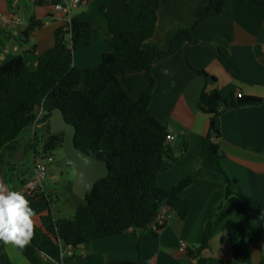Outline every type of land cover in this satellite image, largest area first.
I'll use <instances>...</instances> for the list:
<instances>
[{
    "label": "crops",
    "instance_id": "0c3cea01",
    "mask_svg": "<svg viewBox=\"0 0 264 264\" xmlns=\"http://www.w3.org/2000/svg\"><path fill=\"white\" fill-rule=\"evenodd\" d=\"M110 1L90 0L74 10V16L88 21L93 29L92 43L74 51L75 65L98 66L104 54L114 50L107 43L109 21L101 9ZM209 1L160 0L156 31L144 44L149 49L155 42L168 50L177 24L194 27L191 42L176 41V52L154 63L155 89L150 105L152 115L168 130L170 123L184 130L187 138L183 147L188 145L185 152L183 147L177 149L173 165L159 173L153 193L158 201L164 202L179 182L204 169L184 191V196L193 200L192 208L183 218L163 203L159 212L167 219L158 234L140 233L132 228L120 235L95 240L86 245L90 254L84 264H194L196 259L188 254L183 243L188 248L202 244L213 209L216 215L210 246L202 251L201 264H262L264 260V233L252 229L264 228V103L218 107L221 135L216 142L222 155L219 163L212 162L204 148L203 140L211 132V116L200 106L205 89H217L230 99H239V93L243 94L242 98L264 99V10L242 1H229L222 12H211L196 24L204 16ZM53 15V7L47 1L0 0V65L25 53L29 67L36 69L39 57L55 45L56 31L62 26ZM4 18L11 22L4 24ZM33 18L44 24L27 34ZM223 43L236 59L235 65L217 48ZM196 70L206 72L209 77ZM120 81L135 100L149 86L142 69L121 74ZM29 134V131L23 134L12 158L0 165V183L10 190L25 191V183L33 177L39 142L30 146ZM28 153L31 163L27 165L24 157ZM69 182L57 186L64 189ZM228 187L233 191L230 195H227ZM43 191L51 196L50 200L42 196L30 200L37 213L35 231L44 228L43 216L54 214L56 192L48 193L44 188ZM244 196L250 200L247 211ZM74 203L76 208L78 201ZM6 249L13 264H30L20 248ZM42 257L43 264H62L60 245L51 247ZM64 263L77 264V260L68 257ZM0 264L8 263L0 260Z\"/></svg>",
    "mask_w": 264,
    "mask_h": 264
},
{
    "label": "trees",
    "instance_id": "16d2710c",
    "mask_svg": "<svg viewBox=\"0 0 264 264\" xmlns=\"http://www.w3.org/2000/svg\"><path fill=\"white\" fill-rule=\"evenodd\" d=\"M43 1L46 0H38V3ZM229 1L234 0H210L204 16L196 24L211 12H222ZM238 1L264 10V0ZM101 9L109 21L107 43L114 50L105 53L98 66L84 68L74 64V51L93 41L91 24L80 17H75L73 22V44L68 43L64 28L57 29L55 45L39 57L36 69L29 67L25 53L0 65V165L12 158L23 134L33 127L37 135L43 131L42 151H37L38 154H54L61 150L66 131L48 133L50 117L61 107L67 120L77 126V146L107 161L111 169L110 175L99 180L86 199L77 197L73 217L58 218L52 212L43 216L44 228L37 229L31 244L20 249L30 264H43L42 255L59 241L72 244L75 252L70 258L76 259L77 264H84L87 257L80 254L79 249L95 240L120 235L132 228L140 233L158 234L165 225L156 221L162 204L171 206L186 218L193 200L185 197L184 191L204 172L200 169L179 182L168 192L164 202L158 201L153 193L159 173L173 165L178 150L167 141V135L171 134L167 126L150 112L155 89L152 69L158 59L176 52V41L191 42L194 27L184 28L177 24L168 50L155 42L146 49L145 42L152 39L156 31L160 0H111ZM43 24L33 18L27 34ZM217 48L232 65L236 64L227 44L217 45ZM138 69L145 71L149 86L141 98L135 100L122 86L120 75ZM196 71L209 77L204 71ZM260 103H264L260 97L236 100L224 97L217 89L203 90L200 106L211 116V132L203 144L212 162L219 163L222 159L220 146L212 139L221 135L218 107ZM41 109L44 115L37 121ZM187 149L186 144L182 151ZM71 186L72 180L68 188L73 194ZM232 192L228 187L227 195ZM25 195L29 200L37 196L51 199L43 189ZM249 201L245 197L246 211ZM215 215L216 209H213L202 244L187 248L197 264L203 262L201 253L210 246ZM252 229L255 233H264V228ZM0 260L13 264L3 244H0Z\"/></svg>",
    "mask_w": 264,
    "mask_h": 264
},
{
    "label": "water",
    "instance_id": "95a60500",
    "mask_svg": "<svg viewBox=\"0 0 264 264\" xmlns=\"http://www.w3.org/2000/svg\"><path fill=\"white\" fill-rule=\"evenodd\" d=\"M169 130L176 135L172 147L181 149L187 134L173 123L169 124ZM61 131H66L62 148L64 151L63 164H72L76 170L71 189L73 194L84 200L87 193L94 189L99 180L110 175L111 169L107 161L99 159L77 146V126L67 120L61 107H57L50 117L48 133L55 134Z\"/></svg>",
    "mask_w": 264,
    "mask_h": 264
},
{
    "label": "built area",
    "instance_id": "2783aa9c",
    "mask_svg": "<svg viewBox=\"0 0 264 264\" xmlns=\"http://www.w3.org/2000/svg\"><path fill=\"white\" fill-rule=\"evenodd\" d=\"M54 10L53 19L57 20L59 22H62V28H64V31L66 32V38L68 40V43L70 46L73 44L74 41V10L78 9L80 6L88 4L90 0H46ZM19 21V20H18ZM11 22L10 19L4 18L3 23L9 24ZM239 98L243 97L242 93L238 94ZM44 115V110L41 109L40 113L38 114L37 121L42 118ZM36 121V123H37ZM176 135L175 134H168L167 135V141L172 142L174 141ZM214 141H216V137L212 138ZM56 160L55 155L52 153H41L36 154L34 159V174L33 177L28 180L25 183V194L27 195H33L39 190H42L44 188L43 186V180L46 177L48 166L52 164ZM167 217L163 212H159L157 216V223L160 225H164L166 223ZM58 244L60 245V255L62 258V264H65V260L68 257L73 256L75 249L72 244H64L62 241H59ZM183 246L187 249L188 245L186 243H183ZM79 253L82 254L84 257H87L90 253L85 246H82L79 249ZM194 264H197V260Z\"/></svg>",
    "mask_w": 264,
    "mask_h": 264
},
{
    "label": "clouds",
    "instance_id": "9594fccd",
    "mask_svg": "<svg viewBox=\"0 0 264 264\" xmlns=\"http://www.w3.org/2000/svg\"><path fill=\"white\" fill-rule=\"evenodd\" d=\"M36 215L24 192L10 190L0 183V244L28 247L35 235Z\"/></svg>",
    "mask_w": 264,
    "mask_h": 264
},
{
    "label": "rangeland",
    "instance_id": "374dc122",
    "mask_svg": "<svg viewBox=\"0 0 264 264\" xmlns=\"http://www.w3.org/2000/svg\"><path fill=\"white\" fill-rule=\"evenodd\" d=\"M22 53V51H20ZM40 113V111H39ZM30 146L39 142L38 151H42V139L43 134L39 132L36 134V127L32 128L30 131ZM33 141V142H32ZM22 144V143H21ZM18 146H20V141ZM56 161L48 166V171L45 179L43 180L44 189L51 193H54V202L52 208L56 217H68L71 218L75 215L76 208H74V201H78L77 196L73 195L69 190L68 186L65 185V188L58 187L57 184H63L68 180H73L76 175L75 167L71 164H63L64 151L63 149L54 153ZM26 159V160H25ZM26 164L31 163V154H26L24 157ZM53 175L55 177H53ZM58 182V183H57ZM76 206V205H75Z\"/></svg>",
    "mask_w": 264,
    "mask_h": 264
}]
</instances>
